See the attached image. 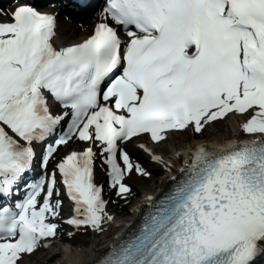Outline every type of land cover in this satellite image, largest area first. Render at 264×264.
<instances>
[{"label": "snow or ice", "instance_id": "snow-or-ice-1", "mask_svg": "<svg viewBox=\"0 0 264 264\" xmlns=\"http://www.w3.org/2000/svg\"><path fill=\"white\" fill-rule=\"evenodd\" d=\"M103 14L90 37L61 48L55 16L33 6L0 22V198L13 194L37 149L67 123L43 155L46 178L30 185L22 202L0 204V264H24L52 246L61 195L72 202L66 223L77 233L105 231L112 217L95 183L98 157L109 186L126 199L132 192L126 177L149 173L125 145L203 135L230 114L248 116L241 130L252 138L178 153L183 164L179 179L173 176L175 189L99 264H258L264 259V0H106ZM52 104L63 113L55 115ZM73 138L92 147L67 155L49 173L57 147ZM138 146L172 170V158Z\"/></svg>", "mask_w": 264, "mask_h": 264}, {"label": "bare ground", "instance_id": "bare-ground-1", "mask_svg": "<svg viewBox=\"0 0 264 264\" xmlns=\"http://www.w3.org/2000/svg\"><path fill=\"white\" fill-rule=\"evenodd\" d=\"M40 1L42 0H37V6L39 5ZM99 7H101V3H98L97 8ZM44 8L52 12L53 14L58 9L57 5L53 3L46 4ZM90 11L91 10L87 11L86 13ZM79 19H74V22L66 21L65 23H61L60 25H58V36L56 38L55 44L59 48L74 45L83 42L85 39H87V37L89 36V31L93 29V23L97 22L100 19V14L98 12L97 14L93 15L91 12L86 17H82ZM247 119L248 116L246 114L243 116L230 114L222 121V123H224L228 120L222 128H220L218 125L216 126V124L221 122H216V131L211 132L207 129L205 131V134H207L206 137L197 141L188 142L185 144L173 143L169 146L170 153L168 154L163 153L164 149L161 148V146H152V148L154 147L155 151L158 152V156L162 157L163 160L167 161L170 158L173 159V168L171 171L167 170L164 164L157 163L153 160V163L155 165L154 171H162L161 175L157 178V181H155V183L157 184V191H147V189L152 190L153 186L142 187L141 193H143L144 196L135 201L132 207L124 210V212L119 209L112 210V222L109 223L111 227L110 232L103 233L101 235H98V233H96L92 238L91 245L88 247H73V245H71V248L68 247L67 249H65L63 257L59 259L57 264H96L103 256L108 253V251L113 245L123 240L125 236H127L133 230V228H135L143 221L145 215L149 211V206L147 202V197H149V194L157 195L159 197L164 192L169 190L175 182H177L173 179V176L179 179L181 173L178 171V169L183 164L182 156L180 159H175L178 153H183L187 151L190 147L202 143L206 145H214L218 143H223L229 139H231L232 141L249 140L252 137L243 133L241 130L242 125L246 122ZM128 146L130 147L128 148L130 153L137 152L136 149H133L131 144H128ZM139 192L140 191H138V193ZM111 231L114 232L112 233Z\"/></svg>", "mask_w": 264, "mask_h": 264}, {"label": "rangeland", "instance_id": "rangeland-1", "mask_svg": "<svg viewBox=\"0 0 264 264\" xmlns=\"http://www.w3.org/2000/svg\"><path fill=\"white\" fill-rule=\"evenodd\" d=\"M9 5V3H8ZM6 6V5H5ZM56 11H59V9H57ZM60 18L58 20V25H60L61 23H65L66 21H69V19L66 17L65 14L59 13L58 15ZM96 22H94L93 24H95ZM92 29L89 31V35L91 34ZM62 109L56 110L57 114L62 113ZM228 121V120H227ZM218 123L216 124V126L218 125L220 128H222L226 123ZM216 126L213 127H209L208 130H210L211 132L216 131ZM207 134H205V132L203 133V135H195L192 132H188L187 134L184 135H178L174 138H170L169 142L167 144L161 145V148L164 149L163 153H170V149L169 146L171 144H178V143H188V142H193V141H197L199 139L205 138ZM142 141H138L137 143L131 144V146L133 147V149L137 150L136 153H130L131 158L133 160V162L140 164L143 169L149 173V175L147 176H140L137 175L135 173H133L131 176L127 177L125 180V183L132 189V192H134L135 196L133 198L130 199V202L128 204L125 203V206H121V196L116 194V190L114 189L113 193L111 196L106 195V201L107 203V213L109 216L112 217V210H121L124 212V210L129 209L130 207H132L135 203V201H137L138 199H140L142 196H144L141 190L142 187L146 186V187H152V190H148L150 192H155L157 191V184L155 183V181H157V178L161 175L162 171H154V163L151 162L152 157H150L146 152H144L143 150H141L138 146L139 143H141ZM90 143L85 144V142H80L78 143V140H76L75 138H73L71 141H69L67 144H64L63 146H61L59 148V151L53 156V158L49 161V163H52V169H54L55 165L54 161L56 160V158H61L64 153L66 152V156L71 153V152H79L85 149V147H87ZM128 148H130L128 146ZM39 151V150H38ZM40 153V151H39ZM58 155V156H57ZM57 156V157H56ZM65 156V157H66ZM64 157V158H65ZM63 158V159H64ZM54 160V161H53ZM59 163V162H58ZM57 163V164H58ZM106 175H107V171L105 170V165L102 164V161L99 162V166H98V186H102L103 184H105L106 181ZM60 191L63 192V186L60 185L59 186ZM138 191H140L138 193ZM67 196L66 195H61L59 197V199H61L63 201V206L60 212V218L56 221H54L55 223L58 224V235L64 236L66 233H72L74 232V237L70 240L69 243H71L73 245V247L75 246H83V247H88L91 245L92 243V238L94 237V235L96 233H93L92 231H84V230H80L78 233L76 232V230L68 225L66 223V221L70 218H72V216L74 215L73 212V207L70 203L69 200L66 199ZM65 210V211H64ZM112 222V220L110 221ZM106 223L104 225L105 227V231L103 233H107L110 232L111 227L109 225V223ZM114 226V225H113ZM112 232V231H111ZM114 232V231H113ZM112 232V233H113ZM65 233V234H64ZM103 233H98V235H101ZM60 239V238H59ZM59 239H54L52 241H50V243L52 244V247L50 249L45 248V247H41L40 250H38L37 252H35L32 256L30 257H26L24 264H57L59 259H61L64 255V251L65 249L68 248V246L65 245H61L59 242ZM55 253H57V258L55 260H52V262L49 261L50 257H52Z\"/></svg>", "mask_w": 264, "mask_h": 264}]
</instances>
